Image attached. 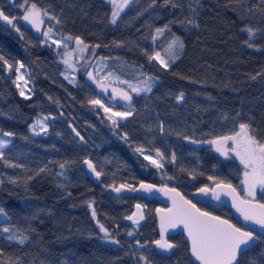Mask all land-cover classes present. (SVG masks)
<instances>
[{"label":"trees","instance_id":"16d2710c","mask_svg":"<svg viewBox=\"0 0 264 264\" xmlns=\"http://www.w3.org/2000/svg\"><path fill=\"white\" fill-rule=\"evenodd\" d=\"M31 3L59 20H53L56 34L80 37L89 45L88 53L105 58L110 68L119 59L132 66L134 74L139 71L155 79L152 92L132 95L133 115L113 127L88 103L81 72L76 84L64 80L55 45L44 46L41 35L22 23H17V33L0 21V55L9 64L23 63L32 87L31 98L22 97L0 61V136L10 141L3 151L5 160L22 165L13 168L0 160V208L6 213L0 216V229H11L0 231V264H146L141 256L150 264H194L180 233L168 236L177 245L171 253L163 255L153 247L156 199L114 194L109 185L166 182L178 185L187 196L197 186L213 184L209 176L238 184L239 161L201 142L240 123H248L264 140V0H172L168 5L164 0H133L115 25L106 0H28ZM0 10L10 17L20 14L8 0H0ZM165 24L171 31L154 42L155 29ZM248 29L253 30L251 37ZM173 34L183 40L184 48L165 71L149 62L144 52L163 54ZM180 93L184 95L178 101ZM49 112L54 119L47 120L48 131L30 134L34 118ZM85 122L93 131L82 144L69 125L80 132ZM138 147L168 152L163 168L174 179H160L136 152ZM172 153L175 163L170 162ZM83 157L103 173L99 180L83 170ZM40 168L45 171L37 174ZM87 202L119 244L101 240ZM134 202L142 204L145 219L138 233L129 236L132 223L126 217ZM200 203L204 207H198L231 219L225 206ZM13 234L28 240H8ZM262 248L241 257V264H248Z\"/></svg>","mask_w":264,"mask_h":264},{"label":"snow or ice","instance_id":"6c2138e0","mask_svg":"<svg viewBox=\"0 0 264 264\" xmlns=\"http://www.w3.org/2000/svg\"><path fill=\"white\" fill-rule=\"evenodd\" d=\"M112 4V13L110 23L115 25L117 23L120 14L133 2V0H108ZM172 0H164L165 5H168ZM155 0H153V4ZM24 10L23 15L20 17L23 21L30 24L37 32H40L41 25L43 24V17L47 16L46 10H42L37 7L35 3L28 5V0H24L23 3L18 5ZM173 7L177 5L172 4ZM59 23V20L52 16L50 17ZM16 17L5 14L3 10H0V21L5 22V25H10L17 33H20V28L17 27ZM183 23V22H181ZM188 23H195L193 20H189ZM165 31H171L170 26L165 24L163 27L155 29L156 35L152 36V40L155 42L156 39L163 35ZM249 36L254 35L252 29H248ZM53 29L49 27L42 34L44 37L52 41V44L57 48L63 47L65 49L69 48L67 41L74 40L75 48L71 52L66 51L64 53L63 63L68 69L75 70V64L72 60L73 54L78 53L80 59H84V53L88 51L89 45H87L80 37L64 36L61 39H53L52 36ZM23 36V33H21ZM247 43V41L245 42ZM252 47L251 44L248 45ZM95 47H99L96 45ZM184 43L183 40L172 35V39L168 42L167 46L163 50V54L160 51H153L149 54L147 51L144 55L147 56L149 62H156L160 68L165 71L169 70L172 64L179 58V53L183 50ZM94 52V49H93ZM105 58H101L103 60ZM0 61L3 62V66L9 71L13 70V65L9 64L3 55H0ZM24 68L23 63H18L15 67L16 81L14 83L23 81L27 85L28 81L21 74V69ZM99 72V69L97 70ZM64 75L63 73H61ZM143 79L137 80L136 83H132L128 80H121L119 76H114L112 72H108L104 76L94 75L93 72H87V77L101 90L102 93L107 94L109 85L105 83L109 79H113L120 84H125L128 90L122 88L112 87L111 89V100L123 101L125 109L124 111H115L114 106H109L100 98L89 99L88 103L94 108L98 107L103 110L105 117L111 122L113 127H119L118 121L126 120L129 116L133 115L135 108L133 107V97L130 93H135L137 96L142 93H150L154 87V77L148 76L147 74L141 72ZM65 79H68L65 76ZM255 79V77H253ZM71 82V81H70ZM19 88L20 95L25 99H30L31 97L25 94L24 87H21L19 83L16 84ZM183 93L177 96V100L183 99ZM49 117L45 116L42 119H37L36 123L30 126V130L34 135H40L41 132L48 131V125L46 121ZM54 119V117H52ZM69 127H72L69 125ZM39 129V131L37 130ZM164 125L163 122L160 123V130L163 132ZM76 132L77 136L80 133L72 128ZM3 136L11 137L14 134L11 132H3ZM123 138H127V134ZM185 139H190L189 137H184ZM81 141L83 137L80 136ZM196 143V141H192ZM229 142H231V147H229ZM10 141L6 139H0V160L4 162L9 167H22V165L13 164L5 160V153L3 149L8 148ZM208 144L212 145L216 152L225 158H231L230 153L234 154L241 165H243V180L241 183L244 186L245 196L241 197L237 192V188L233 187L230 182L225 180L209 176L208 179L213 182L212 186L205 185L197 189V192L202 195H211L213 199L219 201L221 195L231 197L232 207L240 214L244 221V225H238L233 223L229 219L222 218L218 215H213L208 211H204L197 207L195 203L191 200L186 199L175 188H169L166 185L161 188H157L156 185L150 183L140 182L139 188L132 186L131 184L122 183L118 187L109 185L112 190L116 193L127 192H139L143 191L146 193L162 192L165 196H168L172 201V207L166 210L158 209L157 212L160 213V239L153 241L152 243L157 249L162 252H170L172 249L176 248L177 245L169 242L166 239V233L169 229H176L181 227L183 231L187 234V239L190 243V255L194 257L195 262L198 264H241V257L248 256L250 253L254 252L258 247L264 246V202L257 200V188L260 189L262 195H264V140H261L255 134V130L248 123H240L238 130L234 131L228 135H221L215 139L207 141ZM136 152L143 156L144 160H147L149 164L157 169L164 167L162 161L164 160V153L161 152L159 148L155 149V155L158 158H153V156L147 152L143 147L136 148ZM175 153L171 154L170 162H176ZM87 165L88 169L95 175L97 179L103 174L98 171L93 162L89 159L83 161ZM67 162L61 163L59 167L64 169ZM183 171V169H181ZM45 171V168H40L38 173ZM59 175H63L60 173ZM32 177H29V180ZM169 180L174 179V177H167ZM195 179V176H193ZM11 183L15 184L16 180L12 179ZM3 183V181H0ZM88 207L92 209V218H96V211L91 202L88 203ZM137 211L131 216H127L126 219L131 220L133 224L138 225L141 220L144 219L142 212V206L137 204ZM0 216L6 217L5 210L0 208ZM99 229L104 233V239L108 240L110 238V233L108 229L97 221ZM246 225V226H245ZM3 233L11 232L9 227H3L0 229ZM132 236L133 233L129 231L127 233ZM8 240H17L19 244H24L28 240L27 236L17 237L15 234L8 235ZM113 244H119L118 240H110ZM137 244L141 248L145 246L137 241ZM141 260L145 261L146 264H150L146 256H141ZM248 264H264V248L261 249L259 254L253 259L248 261Z\"/></svg>","mask_w":264,"mask_h":264},{"label":"rangeland","instance_id":"374dc122","mask_svg":"<svg viewBox=\"0 0 264 264\" xmlns=\"http://www.w3.org/2000/svg\"><path fill=\"white\" fill-rule=\"evenodd\" d=\"M108 2V0H106ZM20 3H23L22 0H9V5L10 7H12L13 9L15 10H19L20 11V14L18 17H16V21H14L16 24L17 23H22L23 25H26L32 29L35 30L36 33H39L41 35V38H42V44L46 47L48 46H52V41L47 39L46 37L43 36V32L46 31L49 27H51L53 29V33H52V36H53V39H61L62 37L64 36H59L58 34H56V30H55V22L53 21V19H51L50 15L48 14L47 16H44L43 17V24L41 25V30L40 32H37L35 28H33L30 24H28L27 22L23 21L22 19H20V17L23 15V12L24 10L22 8H20L18 5ZM109 6H110V19H111V13H112V4L109 3ZM30 6V4H28ZM39 8V7H38ZM41 9V8H40ZM43 10V9H42ZM3 24H5V22L1 21ZM10 26V25H8ZM11 27V26H10ZM14 32H16L14 29H12ZM67 43L69 44V48L68 49H65L63 47H60L58 48V51H57V57H56V60L61 64L62 66V69H61V73H63L64 75H62V77L64 78V80H66L69 84H76L78 79H77V74L79 72L82 73V79L83 81L85 82V87L87 88L86 89V96H88V101L89 99H92V98H100L102 99L105 104L109 105V106H114V110L115 111H124L126 110L125 109V106H124V102L123 101H120L121 103H115V101L113 102L110 98L111 96V89L112 87H116V88H122L124 90H128V87L127 85L125 84H120L119 82L113 80V79H109L108 81H105V83H107L109 85V88H108V93L105 94V93H102L101 90L96 86V84H94L91 80L88 79L87 77V72L91 71L94 73V75H98V76H104L106 75L108 72H112L114 74V76H119L121 80H128L132 83H136L137 80L139 79H143L144 77L140 75L139 71L135 74H134V69L132 68V66H129L127 65L126 63H124L123 61H120L119 59H115V61H113V63L115 64L112 68H110L109 66H112V65H109V62L107 64V61L106 59H103L101 60V56H92L90 55L88 52H89V49L88 51H86L84 53V59H80V56L78 53H74L73 54V57H72V60L75 64V70H72V69H68L67 66L63 63V60H64V53L66 51L68 52H71L73 48H75V41L74 40H71V41H67ZM157 51V50H156ZM18 63L19 62H16L14 65H13V70L12 71H9V76L14 84V86L16 87L18 93L20 94V91H19V88L16 86L17 83L20 84L21 87H24L25 89V94L26 95H30L31 92H32V87H31V80L29 78V76L27 75L26 73V70L23 68L21 69V74L25 77V80L28 81L27 85L24 84L23 81H19V82H16L14 83V81H16V73H15V67L18 66ZM109 65V66H108ZM99 69V72H97V70ZM133 73V74H132ZM131 74V78L128 77V75ZM65 76L68 77V79H65ZM134 76V78H132ZM71 81V82H70ZM131 95H134L135 93H130ZM55 109H57L56 106H53ZM98 108V107H96ZM102 112V114L105 116V114L103 113V110L102 109H99ZM46 115L45 114H38L31 125L35 124L37 119H42L43 117H45ZM54 115H52V112H49L47 113V117H49V119H51ZM47 123V121H46ZM239 126V125H238ZM238 126H236L235 128H233L230 132L228 133H225V134H220V135H215L213 137H210L209 139L207 140H204L203 142L201 143H204V144H207L209 147H211L212 150L215 151L214 147L210 144L207 143V141L209 140H212V139H215L216 137L218 136H221V135H228V134H231L233 133L234 131L238 130ZM39 131V129H37ZM29 132L30 134H33V132L30 130L29 128ZM45 132H41L40 134H44ZM0 139H4L2 136H0ZM200 143V142H198ZM229 147H231V142H229ZM147 152H149L153 158H157L156 155H155V149H152V150H146ZM162 152V151H161ZM216 152V151H215ZM164 153V160L162 161V163H164L166 161V158H169V153L165 151L163 152ZM218 153V152H216ZM219 154V153H218ZM220 155V154H219ZM221 156V155H220ZM229 156H234V154L230 153ZM224 157V156H222ZM158 159V158H157ZM237 159V158H236ZM238 160V159H237ZM239 161V160H238ZM148 162V161H147ZM149 163V162H148ZM240 163V162H239ZM152 168L156 169L158 171V177L160 179H165L167 181V177H169L170 175L164 170V168H161V169H157L155 168L154 166H152L151 164H149ZM242 167V172H241V177L238 181V184L235 186L237 188V190L239 191V193L241 194L242 197L245 196V193H244V186L243 184L241 183V181L243 180V172H244V168H243V165H241ZM164 184H167V185H171V186H175V184H169V183H166V182H163ZM176 187L178 188L179 186L176 185ZM179 189V188H178ZM257 200L261 201V202H264V195L261 194L260 192V189L257 188ZM201 201H198L196 203V205L200 206V207H204L203 204L200 203ZM211 202V201H209ZM88 203L86 204L87 206V209L92 217V209H90L88 207ZM200 203V204H199ZM214 203V202H212ZM216 204V203H214ZM93 219V218H92ZM94 222H95V225L97 226L98 228V231L100 232L101 234V240L106 242V243H109V244H113L110 242V240H112L113 238H109L108 240L104 239V233L100 231L99 229V225L97 224V220L96 218L93 219ZM138 225L136 224H133L132 223V226H131V229L129 231H131L133 233V235H136L138 233ZM128 231V232H129Z\"/></svg>","mask_w":264,"mask_h":264},{"label":"water","instance_id":"95a60500","mask_svg":"<svg viewBox=\"0 0 264 264\" xmlns=\"http://www.w3.org/2000/svg\"><path fill=\"white\" fill-rule=\"evenodd\" d=\"M8 2H9V0H8ZM5 74H6V75H9V72H8V69H7V68H6V73H5ZM72 128H73V127H71V132H72V133H73V134L79 139V142L82 143L83 141H81V139H80V136H81V135H80V136H77V135H76V132H74V131L72 130ZM85 159H89V158H88V157H83V158H82V160L80 161V165H81V167L83 168V170L87 173V175H88L91 179H93V180H95V181L99 180L100 178L97 179V178L95 177V175H94V174L88 169L87 165L83 163V161H84ZM89 160H90V159H89ZM140 182L154 184V185H156L157 188H161V187H164V186H165V185H160V184H157V183H155V182H150V181H140ZM140 182H138L134 187L139 188ZM119 185H120V184H118V185H116V186L118 187ZM166 186L169 187V188H175L177 192H179V193H180L182 196H184L186 199L191 200L193 203H195V201H196V202H198V201H211V202H214V203H216V204L223 205V206H225V207L229 210L230 215H231V219L226 218V217H222V216H221L222 218L229 219V220H231L233 223H237L238 225H244V221H243L242 217H240V214L236 211L235 208L232 207L231 197H229V196H225V195H221L220 200L217 201V200L213 199V197H212L211 195H207V196H206V195L199 194V193L197 192V189L200 188V187H203V186H205V185H200V186H197L196 188L192 189V190L189 192V196H185V195H183L182 192H181L176 186H171V185H166ZM210 186H212V184H211ZM233 187H234V186H233ZM237 192L239 193L238 190H237ZM112 193H114V194H118V193L114 192L113 190H112ZM119 194H136V195H142V196H144V197H146V198H148V199H150V198H154V199H156V200L160 203V204H158L157 206L154 207V209H153V213H152L153 218H154V220H155V229H156V238H155L153 241L160 239V235H159V232H160V213H158L157 210H158V209L166 210V209L171 208V207H172V201H171V199H169L168 196H165L162 192L146 193V192H143V191H139V192H127V191H124V192H121V193H119ZM239 195H240V193H239ZM240 196H241V195H240ZM241 197H242V196H241ZM260 202H261V201H260ZM137 204H140V205L142 206L141 203H139V202H134L133 205H132L131 211L129 212L128 216H131L134 212L137 211V209H136V207H135ZM195 204H196V203H195ZM197 207H198V206H197ZM199 208H200V207H199ZM201 209H202V208H201ZM141 210H142V212H143V206H142V209H141ZM202 210H204V209H202ZM204 211H206V210H204ZM208 212H209V211H208ZM210 213H212V212H210ZM212 214H213V215H217V214H214V213H212ZM143 215H144V212H143ZM218 216H219V215H218ZM144 219H145V217H144ZM144 219L141 220V221L139 222V224L142 223V222L144 221ZM126 221L129 222V223H133L131 220H128V219H126ZM245 226H246V225H245ZM175 233H180V234H182L183 239H184V241H185V243H186V245H187V252H188V256H189L190 260H191L194 264H198V262H195L194 257H191V255H190V251H189L190 243H189V241H188V239H187V234L183 231V229H182L181 227H178V228H176V229H169L168 232L166 233V239H168V236H170V235H172V234H175ZM168 240H169V242L173 243L170 239H168ZM153 241H152V242H153ZM152 245H153V247L155 248V250H156L157 252H159V253H161V254H163V255H167V254L171 253V251L173 250V249H172L170 252L165 253V252H162L161 250L157 249L156 246H155L153 243H152Z\"/></svg>","mask_w":264,"mask_h":264},{"label":"flooded vegetation","instance_id":"af4514ba","mask_svg":"<svg viewBox=\"0 0 264 264\" xmlns=\"http://www.w3.org/2000/svg\"><path fill=\"white\" fill-rule=\"evenodd\" d=\"M9 72V71H8ZM115 103H121L120 102V100H117V101H115ZM79 130H80V132L82 133H80L78 130H76L77 132H79L80 133V135L84 138V139H86V138H90V133L93 131V127L90 125V124H88V123H83V127H80V128H78ZM75 136V135H74ZM76 137V136H75ZM77 138V137H76ZM83 139V140H84ZM84 143H85V141H83ZM83 142H82V144H83ZM160 185H167V184H160ZM187 196H189V194L187 195ZM201 202H203V201H201ZM158 204H160L159 202H158ZM157 206V205H156ZM143 212H144V210H143ZM153 213V212H152Z\"/></svg>","mask_w":264,"mask_h":264}]
</instances>
